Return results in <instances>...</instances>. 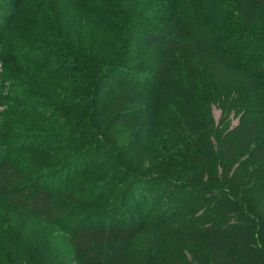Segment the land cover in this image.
I'll return each mask as SVG.
<instances>
[{
  "label": "rangeland",
  "instance_id": "1",
  "mask_svg": "<svg viewBox=\"0 0 264 264\" xmlns=\"http://www.w3.org/2000/svg\"><path fill=\"white\" fill-rule=\"evenodd\" d=\"M192 3L193 0H0V183L10 193L7 196L0 190V264H78L68 235L60 230L66 216H42L34 209L14 202V197L36 189L48 191L65 185L78 195L94 193V199L80 200V211L99 212L108 221L118 219L122 222L115 207L121 188L129 178L123 180L120 177L135 173L142 178L151 176V179L157 177V171H164L171 165L175 167L171 149H181V154L188 152L189 146L185 143L188 126L204 121H224L226 125L237 123L240 109L234 102L239 99V103H243L245 99L240 95L247 92L244 83L236 82L242 71L232 64L228 67L230 75L217 77L211 72V66L221 62L227 53L235 58L245 47L239 41L246 33L244 24L250 0H217L218 22L209 25L220 40L221 48L217 52L206 53L181 35H176L158 49H147L142 44V35L171 15L190 18ZM78 9H83L80 14L76 13L78 19L93 20L91 11H98L107 21L105 24L85 21L74 28L79 26L82 32L87 28L94 32L95 44L105 56L115 53L121 42L120 34L105 28L109 27L107 23L120 22L126 26L130 35L126 53L132 54V58L123 74L107 79L113 85L104 88L99 99L94 101L90 118L93 128L89 133L67 139V135L77 132L76 127L81 125L73 119L77 116L67 103L70 99L67 92L72 86L81 85H70L68 81L73 80L76 74L62 72L55 56H49L52 47L58 44L52 39V34L59 32L58 24H53L49 18V11L56 10L57 16L65 20L72 13L69 11ZM40 15H45L48 20L39 21ZM113 35L118 38L115 40ZM41 45L49 50L39 49ZM151 59L156 61L154 66L158 74L141 76L127 73L134 66L146 67ZM133 83L140 85L144 93H156L158 96L157 114L151 129L141 124L134 127L125 125L110 111L113 99ZM143 106L144 102L135 105ZM260 126L264 134V111L260 115ZM252 144V139L238 143L229 172H235L238 163L235 161L244 159ZM88 146L94 149L84 154L73 169L57 173L62 169L57 163L63 158L65 149L78 151ZM219 156L213 141L208 145L199 171L214 176ZM109 164L111 166L107 170ZM100 171L112 176L108 186L104 184L108 179L99 186L95 184L102 177L92 174ZM75 172L77 174L71 179ZM88 179L94 184L86 185ZM232 181L237 185L235 178ZM175 189L179 188L176 186ZM150 191L144 210L141 207L139 211L147 213L156 205L151 213L153 219L147 217L143 220L136 212L123 213L127 215V222L131 221L140 228L135 241L124 249L128 264H166L181 252L189 254L191 244L177 250L175 231H171L182 227V220L185 221L187 215H200L199 218L205 221L203 227H208L209 221L205 220L207 200H204L202 192H174L175 196L185 191L190 195V201L174 207L169 202L173 193L171 184L156 182ZM257 193L262 192L257 189ZM103 196L105 199L100 200ZM195 198L197 200L193 202ZM108 200L114 202L109 204ZM63 201L64 197L58 198L56 203ZM160 209H167V214H170L165 222L174 221L177 225L159 223L154 217L163 218ZM71 214L75 215V221L85 217V212H68L67 217ZM154 221V227L162 229L158 235L150 226Z\"/></svg>",
  "mask_w": 264,
  "mask_h": 264
},
{
  "label": "trees",
  "instance_id": "2",
  "mask_svg": "<svg viewBox=\"0 0 264 264\" xmlns=\"http://www.w3.org/2000/svg\"><path fill=\"white\" fill-rule=\"evenodd\" d=\"M250 9L244 24L246 33L239 41L245 46L240 55L234 56L227 53L226 57L219 63L211 66L214 76L230 75L229 65H234L242 71L237 83H244L245 95H240L245 100L239 103L236 99L234 105L240 109L237 123L226 125L221 123L204 121L194 126H188V133L185 135L186 145L189 146L187 153H180L178 148H172V155L176 161L175 167L171 165L164 171H157L156 178L151 176L140 177L126 173L122 178L128 179L122 187L118 203L115 207L116 214H121L122 222L118 219L108 221L99 212L92 213L80 211L78 203L80 200L94 199V193L90 196L78 195L64 186L52 190L36 189L28 194H20L13 198L14 202L34 209L42 216L53 218L65 217L64 225L60 230L68 235L72 254L78 264H128L124 256V249L133 243L140 228L131 221H126L125 212L139 214L145 220L151 217V213L157 208L144 210L146 200L149 198L151 187L156 184H171L173 193L169 202L174 207L184 201H190V195L179 193L178 190H197L205 195L206 219L208 227L199 216L187 215L182 227L171 229L175 231L174 244L177 250L191 244L192 250L184 255L177 254L174 260L166 264H264V134L261 133L260 115L264 111V0H250ZM83 9L72 10L66 19L58 17L57 11H49V18L53 24H58L59 32L52 34V39L58 44L52 47L49 56H55L58 68L68 74H76L73 80L68 81L70 85L79 83L80 87L72 86L67 93L70 94L68 105L73 108L77 117L73 119L79 122L77 132L72 131L67 139L81 136L84 132L89 133L93 128L90 121L93 115L94 101L99 99V93L112 82L108 78H114L115 74H123L132 54H128L127 48L130 41L129 30L122 23H107V30L120 34V45L115 53L104 55L97 47L93 39L94 32L88 28L82 32L76 25L105 21L98 11H91L92 18L78 19ZM75 13V14H73ZM90 17V16H89ZM48 20L45 15L39 16V21ZM218 22L217 0H193L192 14L188 19H182L178 15H171L158 27L142 35V44L147 49H158L164 43L176 35L188 37L206 53L219 51L221 48L218 36L209 27L210 24ZM102 29V28H101ZM114 39L118 38L113 35ZM39 49L49 50L47 47L39 46ZM150 56V54L148 55ZM156 61L150 60L146 67L129 68L127 73H135L141 76L156 75L158 69L154 66ZM157 64V63H156ZM163 72L161 67L160 73ZM239 77V76H238ZM140 84V83H139ZM86 92V94H85ZM239 95V94H238ZM144 102L142 108L135 107L136 104ZM82 107H78V106ZM158 109V96L156 93H144L137 83L127 85L114 99L110 111L113 117L121 123L134 127L145 125L152 128ZM219 152L216 174L207 175L200 170L205 161L208 145L213 144ZM253 140L252 148L244 159H237L235 172H229V165L233 163L240 143L243 140ZM185 143L182 146H185ZM94 149L88 146L84 150L75 151L74 148H67L62 153L63 158L57 163L62 169H73L74 164L84 154H89ZM111 164L106 166L107 170ZM254 166V168H253ZM119 170H121L118 165ZM124 172V170H121ZM199 171V172H198ZM113 172V171H112ZM77 173L72 175L71 179ZM106 171L93 173L92 176L102 177L101 182L108 179L106 186L112 182L110 174ZM130 176V177H129ZM119 178V177H118ZM235 178L238 183L234 184ZM71 182V180H70ZM86 185L94 184L88 179ZM176 186L179 188L175 189ZM261 191L262 193H257ZM0 190L10 196L9 190L0 183ZM258 194V195H257ZM64 197V201L57 204L58 198ZM194 198V197H193ZM105 199L103 196L100 200ZM197 198L193 200L195 202ZM178 201H180L178 203ZM114 202V201H113ZM108 200L109 204L113 203ZM158 202V201H157ZM156 202V204H157ZM75 206V207H73ZM138 208V209H134ZM135 211H130V210ZM161 210V209H160ZM183 211V210H182ZM68 212H85V217L75 221V215L67 217ZM81 214V213H79ZM162 217L158 218L159 223L177 225L169 220L167 209L160 211ZM77 215V214H76ZM166 215V216H165ZM234 218L233 220H231ZM153 219V218H152ZM151 227L156 226L155 221ZM154 234H159L162 229L154 227ZM158 239V237H156ZM158 243V242H155ZM20 264V263H18ZM29 264V263H27Z\"/></svg>",
  "mask_w": 264,
  "mask_h": 264
}]
</instances>
